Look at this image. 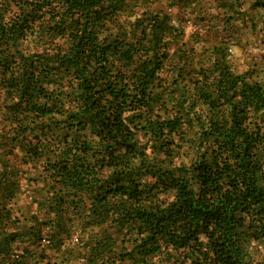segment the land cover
Masks as SVG:
<instances>
[{
    "label": "trees",
    "instance_id": "16d2710c",
    "mask_svg": "<svg viewBox=\"0 0 264 264\" xmlns=\"http://www.w3.org/2000/svg\"><path fill=\"white\" fill-rule=\"evenodd\" d=\"M201 1L0 0V264H264V81Z\"/></svg>",
    "mask_w": 264,
    "mask_h": 264
},
{
    "label": "rangeland",
    "instance_id": "374dc122",
    "mask_svg": "<svg viewBox=\"0 0 264 264\" xmlns=\"http://www.w3.org/2000/svg\"><path fill=\"white\" fill-rule=\"evenodd\" d=\"M253 4V0H245L239 9V14L229 12L227 15L223 13V10H216L215 4L208 2V0H202L197 8L203 7V12L206 16L213 14L215 17L212 20V25L220 28L218 33L213 30L212 36L203 37H210V40L213 41V39L218 38L219 34L222 38L227 39L229 38L226 36L227 33L235 30L234 37H230L233 39V44L231 45L232 51L230 52L233 67L239 72L255 69L259 74L258 79L264 81V8L254 7ZM208 7L210 11L207 10ZM230 16H233L230 19L231 22H226L227 19L231 18ZM186 37H191V35L186 33ZM24 196H19L16 201L22 210L25 207L23 205L25 200L29 199L27 196ZM74 237V241H77L78 236ZM44 243L47 242L44 241ZM255 259H258V257Z\"/></svg>",
    "mask_w": 264,
    "mask_h": 264
},
{
    "label": "built area",
    "instance_id": "2783aa9c",
    "mask_svg": "<svg viewBox=\"0 0 264 264\" xmlns=\"http://www.w3.org/2000/svg\"><path fill=\"white\" fill-rule=\"evenodd\" d=\"M185 31L187 34H198L199 36H209L211 33L209 32L208 29H206L203 26L198 25L197 23H195L193 20H187L185 23ZM222 38V36H218V39L220 40ZM221 41V40H220ZM230 45L233 44V41L230 40ZM232 50L230 49V52ZM261 51V50H260Z\"/></svg>",
    "mask_w": 264,
    "mask_h": 264
}]
</instances>
